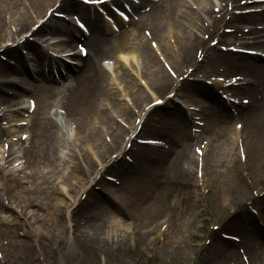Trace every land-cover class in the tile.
I'll return each instance as SVG.
<instances>
[{
	"label": "rangeland",
	"instance_id": "374dc122",
	"mask_svg": "<svg viewBox=\"0 0 264 264\" xmlns=\"http://www.w3.org/2000/svg\"><path fill=\"white\" fill-rule=\"evenodd\" d=\"M171 1L176 6L177 15L180 12L194 11L192 5L197 7V4L193 3L194 0ZM211 1L215 2L216 0ZM236 1L231 0V4L227 8L241 6L242 0ZM158 2L162 7L167 5V0ZM53 4V8L57 9L59 1L56 0ZM211 5L208 6L209 13ZM143 6L149 7L147 3H144ZM17 8L15 7L13 10L14 18L16 12L20 11ZM45 9L47 14L45 13L44 18L41 16L43 18H40L41 22L44 19H46L45 23H50L51 20H62L73 30L70 19L72 12L63 13L61 12L63 10L57 9L52 13L60 11L59 14H62L64 18L55 16L49 18L51 8ZM145 12L147 11L134 12L132 16L139 21L143 13L146 14ZM27 15L33 17L34 13L30 10ZM259 15L251 16L260 17ZM227 16L230 17L231 14ZM134 19L131 17L129 23L118 25L119 32L125 31L129 35L133 55L116 52L113 56L100 60L108 75L107 83L103 88V96L99 101V109L103 113L92 122L88 132L98 133L99 142L107 146L111 141V133L114 132V129L132 131V122L139 119L136 117L140 113L134 108L131 94L130 96L125 94V91L129 93L132 91V86H135L147 97L144 102L147 105L152 103L156 97L158 99L166 98L171 89H174L173 93L176 94L173 99L164 101V107L160 109L162 112L170 110L176 112L168 114L161 122L164 127L162 126L160 130L165 129L167 139H163L164 136L161 138L153 133L142 131H140L139 137L160 139L165 147L167 146L165 142L168 144L170 142L172 152H166L170 154L171 158L174 153L179 154L180 157L183 155L187 157L180 165L186 173L183 174L180 181H176L170 176L164 178L163 175L156 172L154 175L159 185L154 186L152 192L149 193L139 192L135 184L131 182L130 186L133 188V192H138V200L142 203L141 213L155 203L159 210L152 217L153 220L139 213L130 217L125 212L124 214L119 212L117 206L113 205V201L111 203V199L110 201L109 197L107 199L105 189L102 188V183L99 181L101 172L98 175L93 174L85 178L72 170L78 163L75 156L78 157L80 154H85L88 161H92L91 163L96 166L97 171L104 170L105 167L113 163L119 154V149L122 150L125 147L126 150H129L127 145L129 146L131 143H127L126 146L125 143H122L117 148V152L111 153L110 158L100 163V160L98 161L96 158L95 144L89 137V133L87 132V134L84 130L83 132L78 131L75 120L66 116L59 107H50L43 115L52 124L51 131L55 137L53 164L28 166L27 159L23 154L28 146L27 141L31 139L28 125H30V117L34 112L31 114L27 112V101L31 99L28 97L30 94L24 95L16 107L9 109L8 114L7 112L3 114V107L0 106V127L5 131V134L0 136V264H242L238 248L245 251L250 259V264H264V229L261 227V224L264 223V133H255V131L264 128V122L260 129L254 128L251 123L254 120L239 113V108L244 106L241 104L242 97L251 99L252 95L256 93L259 82L263 80L261 77L264 73L256 76L248 71L243 72L241 68L227 67L215 62L216 60L203 59L202 62H198L197 59L200 57L197 58V48L191 53V62H184L180 70L173 69L174 66L171 63L177 60L175 33L181 32L183 23H185L181 18L176 19L174 16L170 21H163L161 35L167 44V57L169 58L167 63L170 67L172 66L177 77L175 79L170 77L172 80L170 88L160 94L156 93L150 82L148 83L146 76L148 67L141 51L142 48L149 47L152 41L159 43L158 39L160 38L159 35L153 34L149 26L142 25L140 27L135 24L137 21ZM36 21L33 22L34 26ZM200 23L198 21L201 28ZM34 26L30 30H34ZM255 26L253 24L246 28ZM229 27L244 28L243 25L235 22L230 25L229 23L219 25L221 29ZM140 29L150 32L151 39L145 38L144 40L142 38L143 30ZM119 32L115 34H119ZM199 32L201 39L211 36V33L204 34L203 30ZM29 33L28 30L13 41H6L8 39L6 38L0 45V52L5 46L13 48L24 57L28 68L35 70V66H32V62L29 61L31 53L25 45H22V40ZM44 35L51 43L62 38L60 35H53L51 40V33L45 32ZM26 38L30 43L32 41L39 42L38 47H44L38 36L32 35ZM211 40L212 36L206 43L209 44ZM224 43L225 41L221 45ZM71 45L72 47H70L74 49L76 44L71 43ZM84 45L89 50L88 45L85 43ZM14 46H18V48L15 49ZM66 46H69V43L63 44L60 41L59 48ZM215 51L219 52L218 49ZM210 52L208 54H211ZM152 53L154 61L159 62L156 54L153 51ZM229 57L236 63L242 60L240 57ZM0 59L5 63L11 62L10 65L15 62L6 54L0 55ZM245 60L264 68V62L260 60L251 57L245 58ZM191 63H196L199 67L191 73L192 77L184 79L183 74L188 69H194L190 65ZM236 63L235 67H237ZM213 74L222 77H234L238 76L237 74L249 75L256 80L253 93L246 92L242 87L233 89L231 94H236L240 103L236 107L226 105L216 94V86L207 84V82L214 81ZM31 82L34 84L36 81L31 80ZM67 82L68 79L64 78L58 79L55 84L60 85ZM186 83L191 84L187 89H183ZM175 84L178 87L175 88ZM191 85L195 90L191 89ZM198 86L206 87L215 98L202 95L196 90ZM24 87L29 88V85L20 84L19 88ZM258 92L262 95L260 105H264V92L259 90ZM33 101L35 102V100ZM121 106L135 109L130 113L129 119L125 120L126 122L122 120L124 119L123 115L117 112ZM259 109L257 113L261 114ZM224 111L228 113V117L217 121L219 118L217 115ZM179 114H182L184 118ZM263 116H259L260 119ZM19 120L25 125L15 126L14 124ZM195 122H200L201 126L196 125ZM235 123H242L238 134L243 140L244 157L242 159L239 158L235 142L238 136L236 134L238 130L234 129ZM8 133L13 136H8ZM20 133L27 135L25 141L22 139L20 141ZM229 133L233 138L231 142L227 139ZM257 135L259 136L256 138ZM201 145L205 146L201 157L202 161H197L194 147ZM162 147L161 149L164 150ZM10 151L14 154H11ZM152 156L155 155L152 153ZM180 157L175 158L179 159ZM80 161L81 165L85 167L84 162L81 159ZM125 161L130 164L134 163V159L129 153L125 156ZM134 165L137 166L135 163ZM168 166L166 164L159 171L161 173L168 172ZM196 166L202 169L200 177L196 176ZM39 176H43L47 183L42 184L38 179ZM211 177L213 178L211 179ZM103 178L105 181L111 182L114 187L118 185L117 178L109 172L104 173ZM11 179H24L25 183L21 188L13 189L8 184V180ZM198 180L200 181L198 182ZM229 181L242 184L245 191L238 194L234 188L227 184ZM52 191L61 192L62 195L53 194ZM91 196L101 199L106 197L104 200L110 204L111 214L108 218L106 216L108 227L106 229L104 227V231L117 236L107 239L103 236L92 235V238L88 239L75 235L77 227L81 228L85 221L82 218H75L73 215L79 205L82 207ZM39 197L43 199L38 200ZM31 199H35L36 202L29 203ZM66 204L68 205L66 206ZM56 209L60 210L56 211ZM53 215L57 219H52ZM216 227L218 230H213ZM221 234L235 236L240 242L234 243L226 240L222 238ZM117 237H119L118 240H116ZM82 242L88 243L82 246ZM228 244H232V247H228Z\"/></svg>",
	"mask_w": 264,
	"mask_h": 264
},
{
	"label": "bare ground",
	"instance_id": "6f19581e",
	"mask_svg": "<svg viewBox=\"0 0 264 264\" xmlns=\"http://www.w3.org/2000/svg\"><path fill=\"white\" fill-rule=\"evenodd\" d=\"M112 1L113 0L108 2ZM145 1L150 2L152 0ZM194 1L193 3L197 4L198 12H177L178 15L175 11L176 6H174L175 4H173L171 0H167V5L164 7H162L161 4H156L152 8L151 4L147 13L143 14L141 16V20L137 21L135 24L140 25V27L142 25L149 26L150 30L153 31V34L157 36L159 35V38L161 40L158 39V50H162L163 47L162 52L163 54H165L167 60H169V58L167 57V44H165L164 39L161 35L163 21H170L172 17L175 16L176 19L181 18L185 22L183 23V29L181 30V32L175 33L177 40V60L171 63L174 66H171L173 69L176 68L177 70H180L182 68L181 65L184 62H191V53L197 48V50H200L199 52L201 54L205 53L204 59L210 61L216 60L215 62L223 64L227 67L241 68L243 72L248 71L249 73H252L256 76L260 75L261 73L263 74V66L256 65L255 63L248 62L244 58H241V62L236 63L237 67H235V63L230 60L229 53L210 50V47H208L206 41L211 36L212 40L210 42H212L214 39L219 40L226 37L224 33H215L222 17L213 16L212 12L209 13L208 6L211 5V0ZM54 2H56V0H0V45L6 40V38H8L6 41H13L19 36H22V33H25L29 30L31 31L30 37L32 35L38 36L45 46L43 48H40L38 47L36 41H32L30 43L28 39H25L22 42V45H25L26 48H28L27 50L31 53V60L29 61L32 62V66H35V70H33L32 68H28L24 57L17 53V51L13 48L5 46L2 52H0V55L6 54L7 56L12 58L11 60H15L14 64L10 65L11 62L5 63L0 59V106L3 107V114H5V112H7L8 114V111H10L9 109H11L12 107H16L19 104L21 98H23L26 94H30L28 97L35 100L34 103L36 104V107L33 111L34 113L30 117V125H28V129L31 132V139L27 141L28 146L23 154L27 159L28 166L39 164H53L52 159L54 157L53 152L56 147V142L55 137L51 131L52 124L48 121L46 116L43 115L44 112L50 107H59L66 116H69L75 120L78 131L83 132L84 130L87 133L92 122L98 119L101 113H103L102 110L99 109V101L103 96V88L105 83H107L108 75L106 73V70L101 65V58L111 57L116 52L120 54H127L130 56L133 55L131 53V48L133 47L131 46L130 37L127 32L120 31L119 34L113 35L111 30H106V26L98 18L89 20L88 17H86L85 19V17L81 16L86 20L85 23L87 24L90 32L88 36L83 35V41L88 45L89 53L85 57L80 56L79 53H76L74 57L77 58L78 61L73 65H69L63 61L58 60L54 61L53 63L50 62V58L47 59V50L56 48L60 43H50L47 36L44 35L45 32L51 33V36H53L54 34H59L64 38H71V43H74L76 41V35H74V32H72L71 27L63 23L62 20H51L50 23L41 22L39 27H36L34 30H30L34 26V20H37L36 23L38 21H41L43 19L42 17H44L45 13L47 12L45 8L52 9L54 6ZM106 3L107 2H103L100 4V6ZM215 6L217 5L212 3L210 8L214 9ZM15 7H18L17 10L20 11L16 12V17L14 18L13 16L15 15V12H13V10ZM94 8V6H86L75 2L74 0H61L57 9L63 10L61 11L63 13L88 11V13L93 14L95 12ZM57 9H54L53 11L56 12ZM139 9V6L133 7V11L135 12L139 11ZM30 10H32L34 13L33 17L32 15H27ZM53 11H51L49 18L53 17ZM29 16L30 19L32 18V20L29 19ZM263 18L264 15L260 17L253 16L252 18H250L249 16H245L238 19L241 20L243 24L248 25L252 24L254 21H262ZM198 21L201 22V28L199 27ZM230 21H234L233 18H231ZM261 23L264 24V22ZM7 29H9L10 31H8ZM140 30L142 31L143 29ZM202 30L203 33L208 31L205 34H208L211 31V36L209 35V38L205 39V41H203L199 36V31ZM253 34L258 35L256 38L258 39L256 43L258 48L261 47L264 49V27L261 28V30L258 32L254 31ZM142 38L145 40L144 36ZM14 48L16 49L18 48V46H15ZM154 51L156 52L157 50ZM141 52L148 67V73H146L147 80L148 83L150 82L154 91L160 94L165 89L170 88L172 80L166 73L165 69L162 67L161 63L154 61L152 57V48H150V46L147 48L144 47L142 48ZM209 52L211 54H208ZM45 62L50 63L49 65L46 64V70L44 69ZM198 67L199 66L196 65L195 70H197ZM64 78L68 79L67 83H63L60 85L55 84L58 79L61 80ZM261 78L263 80L260 81L259 84L264 88V74ZM31 80L36 82L32 84V82L30 83ZM20 84L29 85V88L24 87L20 89ZM190 84L191 83H186L183 86V89H187ZM135 88V86H132V91L130 93L125 91V94L127 96H130L131 94V99L133 100L135 108L143 112L144 108L147 106L146 103H144L147 97L144 96L139 89ZM192 88L195 90L193 85H191V89ZM253 88L254 84H251L249 81L248 87L245 90L252 93ZM196 90L199 91L202 95L215 98V96L212 95L211 91L204 86H198V89ZM261 100L258 102L256 101V99H253L250 108L245 114L247 118L254 120V122H251L254 128L259 129L263 127L262 123L264 122V116L262 119H260L259 117L261 115H264V105H260V103L262 102ZM258 109L259 111L261 110V114L257 113ZM131 110L132 109L128 106H121V108H119L117 112L120 115H123L124 119L122 120L125 121L129 119L130 113L132 112ZM174 113H176L174 110L169 112H162L157 107H154L143 116L140 112V114L137 116L141 120H143L141 123L140 131L144 133H153V135H157L160 137L164 136L165 138H162L166 140L167 133L164 128L160 130V123L168 114L171 115ZM179 115L183 117L182 114ZM217 116H219L217 121H220L224 117H228V113L224 111V113L218 114ZM134 128L135 127L133 122L131 129L133 130ZM256 132L257 134H259V132L264 133V128L260 129V131H255V133ZM88 133L87 134L91 138L92 142L95 144L94 148L97 152L95 153L97 155L96 158L98 159V161L100 160V163H103L108 158H110L111 153L117 152V148H119L123 142H125L126 144V142L128 141H134L136 139L131 137L133 136V132H128L127 130L118 128V130L114 129V132L112 131L111 141L106 146L99 142L98 138L100 137L98 136V133ZM236 133L239 134V132ZM4 134L5 131H3V128L0 127V136ZM8 136L13 135H11V133H8ZM258 136L259 135H257L256 138ZM126 138L127 141H125ZM140 139L154 140L153 138ZM227 139L229 142L233 140V138L231 137V133L227 135ZM235 142H238V136ZM119 150L120 154L121 148ZM122 151L124 153L121 156L117 155L113 163L105 167L104 170L101 171H97L96 166L91 163L92 161H88V158L85 154H80L78 157L75 156V159L78 161V163L74 166L72 171H74L76 174L82 175L85 178L93 174L98 175L99 172H101L99 181H101L102 183V188L105 189L107 199L109 197V201L110 199L111 203L113 201V205L115 204L117 206V210L119 212L123 214L125 212V214L127 213L130 217H133L134 214L139 213L140 215H145L149 219L153 220L152 217L157 213V210H159L157 209L158 205L156 203L152 204V206L141 213L142 203L140 200H138V192H133V188L130 186V183L133 182L136 188H138L139 192L145 191L146 193H149L152 192V188L154 186L159 185L156 182V176L154 175L156 174V172L161 176L163 175L164 178L170 176V178L172 177L174 180L180 181L183 177V174L186 173L185 170H182L180 165L184 158L186 159L187 157H185L184 155L183 157H180L179 154L174 153L173 158H171L170 154L167 153L168 151H171L170 142L168 149L165 151L160 149L158 145L150 146L146 144L137 146L136 144L132 143L129 150L123 148ZM10 152L11 154H14L12 153V151ZM128 153L131 154L132 158L134 159V163L137 164V166L134 165V163L130 164L125 161L124 156L128 155ZM152 153L155 156H152ZM175 157L180 158L176 159ZM80 159L84 162L83 164L85 167L81 165ZM166 164L169 165L167 168L168 172L161 173L159 169L165 167ZM106 172L113 174L117 178V186L114 187L111 185V182L104 180L103 174ZM170 178L168 179V182L170 181ZM212 178L213 177H211V179ZM38 179H40L42 184L47 183L46 179L43 176H39ZM23 180L24 179H11L8 180V184L13 189L21 188L23 183H25V181ZM157 180L159 181L158 178ZM227 184L231 188H234V190H236L238 194L245 191V187L242 184H238L237 182L229 181ZM52 193L56 195H62V193L58 191H52ZM90 198L88 202L82 207L79 205V208L76 209L77 211L73 215V217H78L80 219L82 218V220L85 221V224L81 226V228L77 227L75 235L78 237H87L88 239L92 238V235L103 236L107 239L113 238L116 234H111L104 231V227L105 229L108 227L106 216L108 218L111 214L110 204L107 202V200H104V198L106 197L101 199L95 196H91ZM28 199H30V197H28ZM40 199L41 197L38 198V200ZM34 202H36L35 199H31L29 201V203L31 204H33ZM67 205L68 204H66V206ZM65 209L67 210L66 207ZM57 210L60 209H56V211ZM66 210L64 211L67 212ZM52 219H57V217L53 215ZM118 238L119 237H117L116 240H118ZM87 243L88 242H82L81 245L83 246ZM228 247H232V245L228 244Z\"/></svg>",
	"mask_w": 264,
	"mask_h": 264
},
{
	"label": "snow or ice",
	"instance_id": "6c2138e0",
	"mask_svg": "<svg viewBox=\"0 0 264 264\" xmlns=\"http://www.w3.org/2000/svg\"><path fill=\"white\" fill-rule=\"evenodd\" d=\"M84 2L85 3H89L90 2V0H84ZM97 2H102V0H97ZM77 23L80 25V27H84V25L83 24H80V22L79 21H77ZM83 51V50H82ZM157 103H159V101H157ZM238 127H239V125H238ZM199 149H197V153H199Z\"/></svg>",
	"mask_w": 264,
	"mask_h": 264
}]
</instances>
